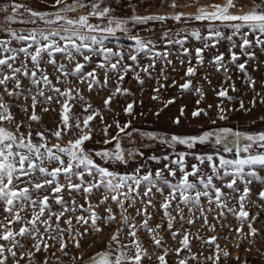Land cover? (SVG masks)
Here are the masks:
<instances>
[{"label": "snow or ice", "instance_id": "obj_1", "mask_svg": "<svg viewBox=\"0 0 264 264\" xmlns=\"http://www.w3.org/2000/svg\"><path fill=\"white\" fill-rule=\"evenodd\" d=\"M102 3L103 0H90L88 4L85 3V0H74L73 3H67V0H54L51 5L52 10H35L13 0L10 5L0 8V12L5 14L4 18L9 24L17 22L35 24L37 20H40L49 26L59 25V27L49 31L33 29L26 35L6 29L12 39L26 42V46L19 49L10 47V41L8 40H0V53L6 54L0 56V217H2L0 219V264H21V261H25L26 264H48L47 259L41 260L37 254L49 253L54 248L64 256H68L69 253L66 249L69 245L65 237L73 239V246L78 250H82L83 246L80 240L89 232L103 233V229L98 223L100 221H103L107 226L120 224L121 227L116 228L111 235L110 242L106 244V250L88 257L86 264H170L168 259L170 253H174L176 258L171 264H194V262L200 264L198 260L200 254L193 252L194 241H200L209 247L214 246L213 254L205 257V260L211 261V264H220L221 252L224 258H229L231 254L221 249L220 244L217 243L218 237L214 234L216 228L208 220V215L201 203L202 198H207L209 204L215 203L217 208L221 209L227 207L229 199H236L239 205L238 210L228 208V211L240 222V227L234 231L240 236L241 243L252 244L255 243L257 238H264L261 237V232L264 230H258L253 226L254 222L257 221V217L252 216L246 210L251 195V189L248 185L252 182L246 179V175L256 179L260 178L255 171H249L245 174L246 167H264V154L239 158L241 151L239 141L241 138L249 142L243 148V151L247 153L252 144H258L264 148V133L253 136L241 132H232L229 129L217 133L215 135L217 144L221 143L222 140H227L229 136L235 137L231 143L236 146L238 157L233 160L220 157L219 166L213 162L212 155L194 154L199 164L202 165L205 161L208 162L212 173L217 178H221L219 169H225L223 176H231L232 179L224 187L230 189L233 193H239L238 197H229L222 191L221 187L214 184L213 175L203 173L197 164H192L191 171H187L186 153L183 152L177 153V158L171 160L170 163H165L162 168L154 172L149 170L143 175L140 174V169H137L131 175H121L96 163L95 157H99L105 164L117 162L126 165L128 163L125 150L121 147L120 137L121 134L132 135L131 132H127V129L131 127V122L121 125L119 121H116V134L114 136L109 132L113 125L104 124L102 135L104 137L111 136V138L104 139L103 143L111 144L115 141L114 151L107 148L95 151L87 149L85 147L86 143L93 140L92 121L99 117L101 122H104V117L99 110L92 109V105L85 101L78 90L66 88L62 91L60 87L55 86L49 75L41 67L42 62L45 60V54L48 57L46 62L51 64L57 72L64 77L74 76L82 84L86 83L90 92L93 90L94 85L107 86L110 72L117 74L119 81H124L125 76L138 67L150 76V69L155 68V59H162L167 64L172 63L171 60L167 59L169 52L157 51L153 55V62L148 66L141 67L136 54L127 57V59L134 62L133 65H125L123 63L125 60L123 51L107 47L105 41L110 37H116L117 33L127 34L130 23L146 24L153 20L164 21L167 18L151 15H133L129 18H118L111 14L112 10L109 7H101ZM236 7L235 0H222V4H213L210 8H200L194 18L197 21H218L222 24H230L233 28V35L243 36L239 45L242 54L249 59H255V53L247 50L253 47L264 50V0L253 3L251 7L239 14L231 11ZM79 9H87V12H79ZM69 13H76V15L70 17ZM25 15L27 19H25ZM90 17L96 18L99 23H91ZM173 18L176 21L181 20L180 15ZM61 21H63L62 24ZM241 29H247L248 34L252 35L254 40L248 39V35L242 33ZM192 36L197 40L201 39L198 32H193ZM220 37L221 33L216 31L208 39ZM226 38L231 40L232 36ZM132 39L136 44V53L149 52L155 47L153 44L152 48H149L148 45L152 42L148 41L146 43L138 36H133ZM175 42L181 45L184 43L183 40ZM169 43H172V41L170 40ZM210 46L215 47L214 44L205 43L204 48ZM233 47H236V45H233ZM204 48L195 50V57L201 64L203 63ZM183 51L185 55H188L186 48ZM86 52L102 57L96 63L95 68L87 72L85 68L87 64L92 62V56L85 54ZM57 53L62 54L63 58L73 64L71 73H69L66 65H57V60L54 58ZM20 54H23V60H20ZM77 55L83 57L84 63L76 59ZM239 59L240 57L235 52L231 53L233 63ZM18 60H20V66H14ZM224 60L223 54L214 57L213 63L217 66V71L221 69L227 71L224 67ZM29 63L32 65L31 68L28 66ZM237 67L244 72L246 65L245 63H239ZM98 70L103 74V81L97 74ZM195 74L196 69L191 66V61H189L185 75L193 77ZM135 78L139 83H144L138 72ZM25 79L29 80L32 85L42 83L45 87H48L51 92L56 94L57 99L55 102L57 103H60V97L64 98L59 113L60 120L55 130L51 132V136L56 141H63L65 137L70 135H75V139H69L66 144L57 142L49 146V137L44 132L35 133V136L39 137V143L34 142L31 131L21 132L25 125L31 129L33 122L39 123L41 121V117L36 114L38 97L44 98L48 103H52L54 100L52 95H46L43 90H38L36 94L30 96L31 103L21 107V111L27 119L18 121L12 111V106L6 102L5 98L18 100L23 97V99L28 100L29 96L25 95V92L31 93V89L25 88ZM248 82L250 86L254 87V80L249 79ZM56 83L62 84L64 81L57 76ZM180 87L183 90H188L192 87L191 80L189 79ZM154 91L158 93L160 88H156ZM233 91H235L234 87ZM117 94L130 93L126 88H122L117 84L112 96L104 100V106H109L112 103L113 96ZM216 94L220 98L231 99L228 97L226 89L221 88ZM77 97L85 102L84 112L88 113L83 117L82 122L79 116H74L72 105L69 103ZM203 98V93H201L197 105ZM152 99L158 100L159 96L154 95ZM174 102V100H168L165 107ZM255 104L256 102L252 101L253 107H255ZM211 107L209 105V109ZM217 108L219 109L217 118L219 120L227 119L225 109L220 105H217ZM89 109H92V111L89 112ZM240 109L248 111V109H245L243 102L240 103ZM49 110L47 107L43 108L44 112ZM124 112L128 116H134V104H127ZM155 115L159 116L160 112H156ZM184 115L185 110L181 108L180 116ZM191 116L193 119H198L202 116H209V112L197 107L192 111ZM212 122L215 123V120ZM173 123L179 125L181 123L180 118L177 117ZM5 124L15 125L14 130L8 129L4 126ZM147 136L149 139H158L151 133ZM212 137L213 132L211 131L190 136L173 134L170 137L159 138V142L170 148L175 145H184L188 149H193L197 144H204ZM231 150V148H225V151ZM134 155L143 154L138 152L135 154L132 152L127 153V157H133ZM149 159L157 164L161 163L155 156L149 157ZM164 160L168 161L169 157L165 156ZM53 162L56 166L50 169L48 164ZM173 164L177 165L176 169L171 166ZM228 169H234V171H228ZM177 170L181 175L176 183H173L164 175L166 171L168 176L175 179ZM61 177H63V182L60 179ZM87 177H91V179H87ZM190 177L193 179L190 180ZM238 179L243 181L245 185L242 192L236 187ZM20 185L24 186L20 187ZM201 187L203 190H201ZM94 192H102V198L99 204L95 206L88 202L86 208L84 205H78L74 198L70 201H66L64 198L65 194L71 197L73 193H78L82 194L84 199L88 201V198ZM33 193L36 194V198H33ZM157 193L163 198L160 208L163 209V220L166 221V226L161 223L153 227L150 224L152 215L148 212V208L156 206L155 196ZM258 195L259 199L264 202V190H261ZM50 201H54L61 211L54 212ZM109 201L120 209L119 213L113 212V208L108 206ZM137 203L143 204L144 207H136ZM101 205L104 206V211L107 213L106 217H100L95 210ZM29 207L32 208L31 218L25 219L21 213L26 212ZM128 208H132L136 215L141 217V221L132 223L130 215L127 214ZM185 208L192 213V216L184 215ZM77 209L82 213H88L87 216L81 214L75 217L76 223L84 228V232L72 227L71 218H64L65 213H75ZM193 209L198 210V218H196V213L192 212ZM211 211V209H208V212ZM219 215L223 216L224 213L220 212ZM177 217H179V220H177ZM62 218H64L63 223L67 225L66 228L60 226ZM198 219L202 221L204 228L212 232L213 235L205 239L183 227L185 223L195 226ZM175 223H180L181 228L174 230ZM245 225L247 231H245ZM41 226H43V232ZM227 227L232 230L231 226ZM142 230L150 236L152 251H149L140 239ZM162 230H167L171 239L179 247H166V240L161 234ZM122 234L129 237L130 242L128 244H124L121 240ZM26 241H31V245L25 243ZM52 241L55 243H52ZM113 245L117 247L114 248ZM239 246V244L236 245L237 248ZM117 249L119 254L112 259ZM181 253H184V255H181ZM51 255H55V252H51ZM59 259L58 257L57 260L59 261ZM73 259H77V257H73ZM78 259L83 261L84 258L81 256ZM236 259L239 260L240 258L236 257Z\"/></svg>", "mask_w": 264, "mask_h": 264}, {"label": "rangeland", "instance_id": "obj_2", "mask_svg": "<svg viewBox=\"0 0 264 264\" xmlns=\"http://www.w3.org/2000/svg\"><path fill=\"white\" fill-rule=\"evenodd\" d=\"M192 0H103L101 7H109L112 12L111 14L118 18H129L133 15H151V16H164L167 19L164 21L153 20L146 24H129V31L127 34L117 33L116 37H110L105 41V45L114 50H122L125 55V60L123 63L125 65H133V61L127 59L131 54H136L138 57V62L141 67L148 66L153 62V55L155 52H169L168 60H171V64H167L166 61L162 59H155V68L150 69L151 75L144 73L140 68H136L135 71L129 72L124 81H119L118 75L115 73H109V80L107 86L94 85L93 90L88 91L86 83H80L76 77L69 75L68 77L62 76L55 68L48 64L46 61L48 59L47 54H45V60L42 62V69L49 75V78L53 81L56 87H60L63 91L66 88H73L78 90L81 95L85 98V101L92 105V109L99 110L104 117V122H101L100 118L97 117L92 121L93 127V140L87 142L85 147L89 150H101V149H115V141L111 144H104V139H110L109 137H104L102 135V129L104 124H112L113 127L109 129L112 136L116 134L115 122L119 121L121 125L131 122V127L127 129V132H131L132 135L128 136L126 134H121L120 142L122 149L125 150L126 158L128 163L120 164L117 162H111L105 164L103 160L99 157H95L96 163L108 167L110 171H115L121 175H131L137 169H140V174L143 175L149 170L153 172L159 168H162L165 163H170L171 160L177 158V153H186V165L187 171H191V165L197 164L203 173L208 175H213V182L217 187H221L222 191L225 192L229 197L237 196L239 193H233L230 189L224 187V185L229 182L231 176H223L225 169H219L220 177L217 178L215 174L212 173L211 167L207 161L204 164H199L195 159V155H212L213 162L219 166L220 157L224 159H237L236 146H234L231 141L235 137L229 136L227 140H222L221 143L217 144L215 142V135L221 133L225 129H229L232 132H241L246 135H259L264 133V50L259 47H253L247 51L255 53V59H249L246 55L242 54L239 45L242 42V35H233V28L230 24H222L220 22H209V21H197L194 17L198 14L199 9L202 7L210 8L207 5L191 6L186 4ZM239 1V0H238ZM243 2V0H241ZM13 0H0V8L6 5H10ZM16 3L24 4L25 6L35 9V10H52L51 5L54 0H15ZM74 0H67V3H73ZM251 5L259 0H247ZM85 3H90V0H85ZM219 4H222V0H219ZM213 5V3H211ZM195 7L199 8L195 11ZM79 12L86 13L87 9H79ZM76 13H69L70 17H74ZM176 15L181 16L180 21H176L173 17ZM5 14L0 12V40L10 41V47L19 49L22 46H26V42H20L12 39L8 35L6 29H11L18 34H28L30 30H44L49 31L59 27V25L53 24L51 26L46 25L43 21L37 20L35 24L31 23H12L9 24L5 18ZM25 19L27 16L25 15ZM91 23H99L96 18L90 17ZM61 24L63 21L60 22ZM219 31L221 33L220 38L208 39L213 33ZM193 32H198L201 39L197 40L192 36ZM241 32L248 35V39L254 40V37L248 34L247 29H241ZM133 36H138L146 43L151 41L148 47L152 48L154 44L155 47L149 52H139L136 53L135 41L132 39ZM232 36L229 40L226 37ZM172 43H169V41ZM183 40L184 43L181 45L175 41ZM205 43L209 45L214 44L215 47L204 48ZM236 45V47H233ZM188 50V55L184 54V49ZM197 48H204L203 52V63L198 62L195 57V50ZM231 49V51H229ZM31 51V49H30ZM235 52L240 59L233 63L231 61V53ZM92 56V62L86 65L85 71H91L95 68L97 62H99L102 57L93 54L85 53ZM223 54L225 57L224 67L227 69L225 72L223 69L217 71V66L213 63L214 57ZM6 55L0 53V56ZM57 60V65L64 64L67 66L69 73L72 71L73 64H71L67 59L63 58L60 53L55 54L54 57ZM23 54H20V60H23ZM76 59L84 63L83 57L77 55ZM20 60L15 62L14 66H20ZM189 61H191V66L195 67L196 74L193 77H188L185 75L187 67L189 66ZM245 63V71L242 72L238 69L237 64ZM29 68L32 65L28 64ZM137 72L139 73L140 79L144 81L143 84L139 83L135 78ZM98 76L101 81H103V74L98 70ZM39 76V73H38ZM57 76L60 77L64 83H56ZM191 80L192 87L188 90L181 89L180 85L184 84L186 81ZM249 79L255 81V85L250 86ZM119 84L122 88H126L130 94H117L113 96L112 103L105 107L104 100L109 96H112L115 87ZM163 85V87H161ZM24 86L26 89H31V93L25 92V95L29 96L28 100L23 99H12L5 98L12 106V111L16 115V119L26 120L24 113L21 111V107L29 105L31 103L30 96L37 93L38 90H43L46 95H52L54 100L52 103H48L44 98L38 97L36 114L41 117L39 123L33 122L31 129L25 125L21 129V132L31 131L33 133V140L35 143H39V137L35 136L37 132H44L46 136L49 137V146L52 143H63L66 144L69 139H75V135L67 136L63 141H56L54 137L51 136V132L55 130L60 116L61 103L63 102V97H60V103L55 102L57 97L56 94L51 92L48 87H45L42 83L40 85H32L29 80H24ZM233 87L235 91H233ZM160 88L157 93L154 89ZM221 88L226 89L228 92V98H220L217 96V92ZM199 89V91H197ZM203 93L204 98L200 100L199 105H197V100L200 94ZM156 95L159 96L158 100H153L152 97ZM168 100H174L173 104H169L165 107V103ZM252 101H255V107L252 105ZM243 102L245 109L244 111L240 109V103ZM72 105V110L74 116H79L81 122L83 117L88 113L84 112L85 102L81 101L78 97L69 101ZM134 104V116H128L125 114L124 109L127 104ZM209 105L212 107L209 109ZM217 105L222 106L225 109L227 119L219 120L217 117L219 115V109ZM47 107L50 110L44 112L43 108ZM197 107L205 109L209 112V116H202L198 119H193L191 113ZM185 110V115L180 116V109ZM89 109V112L92 111ZM160 112V115H155L156 112ZM179 117L181 123L179 125L173 123V121ZM215 120V123L212 121ZM10 130H14L15 125L5 124ZM211 131L213 132V137L204 144H197L193 149H188L184 145H175L173 148L168 147L166 144H161L159 138L170 137L173 134L181 136H190L202 134L203 132ZM153 134L158 139H149L147 134ZM249 142L241 138L239 141L240 156L239 158H245L248 155L264 154V148L260 147L258 144H252L249 152L245 153L243 148ZM231 148V151H225V148ZM132 152L142 153L143 155H134L133 157H127V153ZM155 156L161 161L160 164L149 159V157ZM168 156L169 160L165 161L164 157ZM143 168L141 169V166ZM56 164L50 163L48 167L51 169L55 167ZM174 169L177 165H171ZM228 171H234V169H228ZM249 171H255L260 179L254 177H248L246 179L251 180V184L248 187L251 189L250 203L248 204L246 210L250 212L252 216L257 217V221L254 222L253 226L258 230H264V202L259 199L258 193L264 190V167L255 166L254 168H245V174ZM165 177L172 181L173 183L178 182L180 178V172L177 170V177L173 179L168 176L167 172L164 173ZM63 182V177L60 178ZM91 179V177H87ZM193 179L190 177V180ZM159 183V182H157ZM24 185H20L23 187ZM244 182L237 180L236 187L242 192L244 187ZM201 190L202 187H201ZM167 191V190H166ZM33 198H36V194L33 193ZM65 200L70 201L75 199L78 205H84L87 207V203L90 202L92 205H98L100 199L102 198V192H94V194L88 198V201L84 199L82 194L73 193L70 197L65 194ZM163 198L159 193L155 196V207L148 208V212L152 215V220L150 224L155 227L157 224L164 223L166 226V221L163 220V209L160 208V204ZM202 206L205 209L208 220L211 224L215 225L216 231L215 235L218 237L217 243L220 244L221 249L228 251L231 255L229 258H224L221 252L220 264H264V238H257L255 243L249 244L247 242L241 243L240 236L235 233V229L240 227V222L236 217L228 211V208H236L238 210L239 205L236 199H229L227 201L226 208H217L215 203L209 204L207 198H202ZM52 204V210L54 212L61 211L58 205H55L54 201H50ZM109 207L113 208L114 213H119L120 209L117 208L111 201L108 203ZM136 207L142 208L143 204L137 203ZM211 209V212H208ZM100 217H106L107 213L104 211V206L101 205L95 209ZM192 212L196 213V218L199 217V212L197 209H193ZM223 212L224 215L220 216L219 213ZM32 214V208H27L26 212H22L21 215L25 219H30ZM87 216V212H81L79 209L75 213H65L64 218L72 219V227L84 232V228L76 223L75 217L78 215ZM132 220V223L141 221V217L137 216L132 208H128V213ZM175 215V213H173ZM185 216H192V213L188 211L187 208L184 210ZM61 220L60 226L66 228L67 225ZM2 219V217H0ZM53 219H55L53 217ZM179 220V217H177ZM99 226L103 229V233H92L89 232L83 239L80 240L82 244V250L76 249L73 244V239L65 237L69 247L66 251L69 253L68 256H64L61 252L56 251V249H51L49 253H39L37 256L39 259H47L48 264H81L88 260V257L95 255L99 251L106 250V244L110 242V237L116 230V228L121 227L120 224H113L112 226H107L103 221L98 222ZM223 225V226H222ZM231 226V229L229 227ZM87 227V226H85ZM183 227L190 230L193 234H198L201 237L207 239L212 232L204 228L202 221L198 219L195 226L184 224ZM245 231H247V226L245 225ZM181 228L180 223H175V229ZM41 231L43 232V226H41ZM161 234L166 240V247H179V245L173 241L170 237V233L167 230H162ZM242 235V234H240ZM261 237H264V231L261 232ZM79 239V237H77ZM140 239L145 247L152 251V246L150 244V236L143 232L140 233ZM121 240L124 244L130 242L129 237L126 235H121ZM29 246L31 241H26ZM52 243H55L52 241ZM195 247L193 252L199 253L198 260L200 264H211V261L205 260V257L213 254L214 246L209 247L208 245L202 244L200 241H194ZM239 244V248L236 245ZM116 248V245H113ZM248 249H251L250 251ZM127 251V249H125ZM51 252H55V255H51ZM119 254V250L113 254L112 259L115 255ZM184 255V253H181ZM83 257V261L79 260L78 257ZM60 258L59 261L57 258ZM77 257V259H73ZM236 257L240 259L237 260ZM170 264L175 261V254L170 253L168 257ZM21 264H26L25 261H21ZM195 264V262H194Z\"/></svg>", "mask_w": 264, "mask_h": 264}, {"label": "trees", "instance_id": "obj_3", "mask_svg": "<svg viewBox=\"0 0 264 264\" xmlns=\"http://www.w3.org/2000/svg\"><path fill=\"white\" fill-rule=\"evenodd\" d=\"M219 0H192V1H188L186 4H189L191 6H197L198 5H207L209 7H211V3L213 4H219L218 3ZM235 3L237 4V7L231 11H234L235 14H239L241 11L251 7V3L247 2V0H243V2L241 0H235ZM195 11L199 8L195 7Z\"/></svg>", "mask_w": 264, "mask_h": 264}, {"label": "water", "instance_id": "obj_4", "mask_svg": "<svg viewBox=\"0 0 264 264\" xmlns=\"http://www.w3.org/2000/svg\"><path fill=\"white\" fill-rule=\"evenodd\" d=\"M81 264H86V262H82Z\"/></svg>", "mask_w": 264, "mask_h": 264}, {"label": "flooded vegetation", "instance_id": "obj_5", "mask_svg": "<svg viewBox=\"0 0 264 264\" xmlns=\"http://www.w3.org/2000/svg\"><path fill=\"white\" fill-rule=\"evenodd\" d=\"M85 262H87V261H85Z\"/></svg>", "mask_w": 264, "mask_h": 264}]
</instances>
